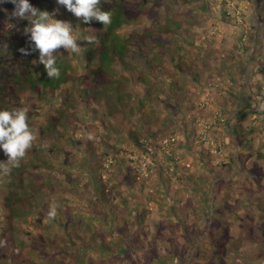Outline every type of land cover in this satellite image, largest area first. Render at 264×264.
<instances>
[{
    "label": "rangeland",
    "instance_id": "1",
    "mask_svg": "<svg viewBox=\"0 0 264 264\" xmlns=\"http://www.w3.org/2000/svg\"><path fill=\"white\" fill-rule=\"evenodd\" d=\"M116 1L100 0L99 6ZM251 1L264 4V0H208L211 18L204 24L194 21L188 31L182 25L185 8L172 9L165 0L166 5L155 11L148 10L152 1L144 3V10H137L139 2L121 13L106 45L110 25L95 21L87 26L72 23L80 49L77 53L57 50L59 78L50 79L43 65L41 69L36 65L33 79L39 94L27 100L29 84L17 92V102L30 113L27 123L35 140L19 167H12L7 175L0 174V264H25L21 259L27 264H43L45 255L39 239L49 248L56 241L68 248V237L62 238L60 222L46 217L52 206L58 219L63 212L76 213L79 225L70 234L77 242L76 235L83 231L105 228L103 237L109 252L101 254L97 247L90 246L85 264H154L155 254L164 264H264V181L259 185L249 176V169L262 172L264 160L257 155L252 161L245 160L250 166H246L245 173L237 161L231 162L241 154L264 153V101L251 104L253 115H238L243 118L240 136L249 137L251 144L239 145L230 128L237 114L235 109L239 108L229 97V90H243L246 96L252 88L255 93L264 91V80L259 75L249 80L252 70L261 64L257 63L256 53L264 50L260 48L264 32L256 33L257 26H253L256 19L253 20L255 7ZM101 9L106 11L104 6ZM107 11H111V17L117 15L113 4ZM200 14L189 10L190 16ZM219 16L222 20L216 18ZM116 25L117 20L112 23ZM89 37L94 39L89 42ZM192 40L190 47L187 43ZM139 44L144 53L140 50L135 54ZM152 46L166 47L155 52ZM104 51L111 56L106 55L105 67L99 71ZM121 53L129 63L131 58L136 63L125 65L121 61L122 67L116 56ZM153 54L158 57L156 61L149 60ZM184 61L186 72L180 76L175 66ZM245 64L248 71L243 77L240 70ZM174 81V91L180 85L185 91L170 101L165 95ZM162 90L165 94L160 93ZM154 93L159 94L156 99L171 102L172 112H177L178 103L179 112H170L174 122L166 118L164 104L150 98ZM227 101L230 105L224 107ZM15 102L12 100V105ZM183 107L188 109L182 111ZM108 109H115L113 118L108 116ZM229 115L233 117L226 129L216 127L220 118L224 121ZM113 127L116 129L112 131ZM218 146L221 152H215ZM6 159L4 154L0 158ZM93 164L104 165L102 179L110 198L104 204L105 210L101 205L97 210L88 205L94 192L87 168ZM166 179L171 184L164 183ZM213 179L227 182L219 191ZM68 182L79 189H71ZM9 193L13 197L11 206L3 202ZM84 195L83 206H77L76 198ZM234 205H238L236 211ZM58 209L62 212L58 213ZM116 209L129 214L114 216ZM102 210L107 213V222H101L98 212ZM185 220L192 230L190 235ZM158 225L161 234L156 231ZM219 226L226 231H217ZM240 237L246 241L244 250L238 247L236 251L234 245L242 243ZM122 246L129 247L130 252L118 254ZM79 248L76 243L70 250L75 253ZM210 255L214 263H204Z\"/></svg>",
    "mask_w": 264,
    "mask_h": 264
},
{
    "label": "trees",
    "instance_id": "2",
    "mask_svg": "<svg viewBox=\"0 0 264 264\" xmlns=\"http://www.w3.org/2000/svg\"><path fill=\"white\" fill-rule=\"evenodd\" d=\"M141 1H142L141 6H140V8H138L141 10L145 9L144 3H146V5H149L150 1H152V8L150 7L151 9H148L149 11H152V10L155 11V9L161 8V7L166 5L165 0H141ZM206 1L208 2V0H206ZM206 1L205 0H168V2H170L172 4V9H174L176 7L185 8L186 11H185L183 19H182V25L184 26L185 31H188L189 27L191 28V24L194 21H200L201 24H204L205 20L211 18V16H210L211 11H210L209 5H207ZM30 2L33 4V6L39 8L41 10H47L49 12H52L54 9L59 8V6L56 5L55 0H30ZM251 2H253V1H251ZM137 3H139V2L132 3V2H128L127 0H118L114 3H112L118 9V15L116 17H114L112 23H114L117 20V24H118L119 19H120L119 15L122 13V10H125V8L128 6L134 7L135 5H138ZM112 4L104 2L103 5H101V7L104 6L105 9L107 10V8H109L110 5L112 6ZM253 4L255 7V13H254L255 16L253 17V20L256 19L255 22L253 23V26H257L256 27L257 28L256 33L257 32L259 33L261 30H263V32H264V26L262 25L264 23V4H262V2L261 3L253 2ZM13 7L14 6L11 3H7V2L0 4V77L4 80L3 83H0V110H11L14 108L15 109H20V108L25 109V106L23 104H19L17 102V92L21 91L26 84H29V89L25 93V97L27 98V100H31V98L35 97L36 94H39V91H40L39 87L34 82L33 76L35 73V67L34 66L37 65L38 68L41 69L42 65L37 62L38 61V53L37 52H32V54L27 55V56L23 55L20 52L21 48H25V49L29 48V42H28L27 36L24 34V27L27 25L28 22L22 21L18 18H13L11 16ZM186 7L190 8L189 10H192V11L202 12V14L190 16L189 10ZM228 9H231V8L229 7ZM61 11L62 12H59L56 15V17H55L56 19L71 21L72 23L75 24V26L77 25L76 23H80L76 18H74L67 11H64L62 8H61ZM232 12L234 13V10H232ZM140 14L138 16H140ZM226 16H228V15H226ZM216 18L219 20H222V18L220 16L216 17ZM233 19H234V22L236 23L237 18H236L235 14L233 15ZM82 33L83 32H80V34H82ZM110 33H111V28L108 29L107 35ZM196 37H198V36H196ZM204 37H205L206 41H209L206 38V36H204ZM207 37L209 38L210 36H207ZM255 40L257 41V35H256ZM209 42H211V41H209ZM187 45L192 47L193 40L189 41L187 43ZM165 47L166 46H158V47L154 46V50H157L159 48L161 51H163L165 49ZM238 48L240 49L241 47H238ZM260 48H264V45L261 46ZM209 52H210V50H209ZM256 54L258 55L257 63L261 62V64L259 66L257 65L256 69L252 70V74H250L249 80L251 79L252 75H256V76L259 75V78L264 80V50L262 51V49H261L260 52H257ZM106 55H108V53L104 55L103 60H105ZM103 60L100 62L102 64V67L104 66ZM59 64L60 63L58 62V66H59ZM244 66L245 67H243V69L241 68V70H240V74L243 77H245L247 75L246 72L248 71L246 64ZM180 71H181L180 76H182L181 73H185L186 68L181 66ZM252 77L255 78L254 76H252ZM195 79L198 80V77L195 76ZM43 81L45 82L46 80H43ZM234 82L232 83L233 86L235 85ZM176 85H177V81L172 82L171 86H170L169 94L165 95L167 97V99H169L170 101H172L173 99H177L181 94L184 95L185 89L181 85L178 87L177 91L173 90V88ZM244 85L246 86V85H248V83L245 82ZM44 86H45V83H44ZM245 86H244V88H245ZM244 88H242V89H244ZM255 92H256L255 89L252 88L250 95L246 96L244 94L243 90L238 91V90H235L234 87L231 88L229 90L228 95L231 99H233V102L236 103L235 106L237 108H239V109H235V112H237V114L234 117L229 115L228 119H225L224 121L223 120L220 121V119H221L220 118L219 122L216 123V127L218 125L219 128H222V130H224V129H226L227 124H229V120H231V118L233 117L232 121H234V122L230 128H232V130L235 132L236 139H238V144L241 146L247 145V143L251 144V139L249 137L241 138L240 133H239V131H240L239 125L242 123L243 118L239 117L238 115L243 116L242 115L243 113L245 114L246 117L253 115L252 114L253 111H251V108L253 106H251V104L252 105H254L256 103L259 104V103H262L264 101V91L258 90L257 93H255ZM160 93L163 94L164 91L162 90V92H160ZM157 95H159V94L154 93V96L150 97V98L153 100H156L158 102L161 101V103L164 104V107L166 108V110L164 112L166 115V118L168 120H171L172 116H173L172 114H176L179 112L180 108L178 107V103L176 106L172 102L177 107V112H172L170 110L171 102L169 103V102L163 101L160 98L156 99ZM12 100H16L15 105H12V103H11ZM20 100H22V99H19V102H20ZM223 105H224V107H227L230 105V102L227 101ZM231 107H232V104H231ZM185 108L188 109V107H183L182 111H184ZM114 110L115 109H112L111 111L109 110L110 111L108 113L109 117H112V118L114 117V113H113ZM170 112L172 114H170ZM262 113L264 114V111H262ZM27 114L29 115L30 113L27 111ZM259 115H261V114H259ZM167 119H165V120L168 121ZM173 119H172V121L174 122ZM103 124H105V123H103ZM109 126H112V125H109ZM115 129L116 128L113 127L112 131ZM109 131H111L110 128H109ZM216 134H217V132H216ZM102 138L103 137H100V139H102ZM135 139H138V137L135 136ZM263 148H264V146H263ZM107 149H111L112 152H116V153L118 152V150L114 151L113 147H110V148L107 147ZM258 149L261 150V148H258ZM2 155H3V153L0 152V158ZM256 155L259 157V159L264 160V153L260 151V152H258V154H253V153L241 154L238 156L237 160L232 159L231 162L233 163V162L237 161L236 163H238V165L242 169V173H245L246 169H247L246 166L248 167L249 159L252 161L251 158L255 159V157H257ZM116 157H118V156L116 155L114 157V159ZM242 159H243V161H242ZM245 160H248V162L246 163ZM121 161H123V159H121ZM100 162H102V161H100ZM261 165L262 164H260V166ZM103 166L100 164H93L87 168V172H90L92 174L90 176V179H89V181H90L89 184L92 186L93 192H94L93 195L90 196L88 205H89V207L92 206L94 208V210H97L96 207H98L100 205H101V207L103 206V208H104V204H106V202H108L110 199L106 194V191L108 188L106 186L105 181H103V179H102ZM119 166H121V165H119ZM249 172L250 173L252 172V174L249 175L250 181H252L256 184H259V185L261 183H263V181H264V169H262V172H256V171L254 172V169H249ZM20 175H18V177H20ZM134 178L137 179V177H134ZM212 181H214V179ZM217 181L218 180L214 181V184L219 186V191H220V187L227 181H223V179L219 180L218 183H217ZM163 182L166 183L167 185L171 184L170 179L163 180ZM228 182L232 183V179H230ZM68 183L70 186H72L71 189H74V190L79 189L78 188L79 186H77L76 184L72 185L73 182L72 183L68 182ZM85 192H84V194H86ZM85 197L86 196L84 195V196H80V198H76V201H75L76 205L79 207L83 206L81 201ZM12 199H13V197L11 196V193H9V196L7 198L3 199V202L6 203L7 206L8 205L11 206ZM71 200H75V199H71ZM229 201L233 202L234 200H229ZM236 207H238V205L237 206L234 205L235 211H236ZM74 209H76V207H74ZM74 209H68V210H74ZM104 210H105V208H104ZM262 210L264 211V207L262 208ZM48 212L46 213L47 218H49ZM61 212H62L61 209H58V213H61ZM98 213H99V216H101V218H100L101 222L102 221L107 222V213H105L103 210H102V213L101 212H98ZM75 214L76 213L68 211V215H66V213H64V212L62 214H60L59 219L57 217L58 216L57 214H56V217H54V218H57L58 222H60L61 226L63 227L64 232H63L62 238L66 239V237H68V241H69L67 244L68 248L64 245H60L58 243V241L54 242L52 244V246L49 248L45 245V243H43V241L41 239L38 240V244L40 245V250L45 255L44 256L45 261L43 264H85L86 262H84V258L87 255L86 250L88 248H90V246L92 248H93V246H95V248L97 247L98 252H100L101 254L103 252H105V253L109 252L108 247H106V244H105L106 241H104V237H103V232H105V230H104L105 228H103V227H99L97 230H92V232L88 231V233H87V231H83L81 235H76L77 239H79L80 242L75 241L71 237L72 236L71 235L72 230L79 225L78 220L75 218ZM126 214H129V213H127V211H124L121 209H119V210L116 209L114 211V216L123 217ZM220 214H222V212H220ZM222 218H223L222 216H220V215L218 216V219H221V221L224 222ZM188 219L193 221V218L190 215H189ZM182 220L183 219H180L179 222L183 223ZM185 222H186V224H188L185 226V229L188 233L187 235H190L192 230L189 227V223H187L186 220H185ZM193 224L191 225L192 227H194ZM159 226L160 225L156 226L157 229L156 228L155 229H156V231H158L161 234V231L159 230L160 229ZM224 230L226 231V228H223L221 226H219L217 229V231H224ZM82 235H86L87 237L84 238V237H82ZM131 240H134V239H131ZM239 240H241L242 243L234 245V246H236L234 248V250H236V248H238V247H239V250H241V248L244 250V244L246 241H243V239L241 237L239 238ZM2 241H3V239L0 236V243H2ZM47 242L50 244V241L48 239H47ZM94 242L95 243L97 242L98 244L97 243L95 244ZM76 243L80 245L81 250L79 248L77 250V252H75V253L73 252L74 253L73 254L70 249L75 247ZM92 243H94L95 245H93ZM32 245L35 246V244H32ZM139 248L140 247L138 246V249ZM101 251H103V252H101ZM129 252H130L129 247L122 246L121 250H119L118 254L124 255L125 253H129ZM118 254H117V256H119ZM246 254L248 255V253H246ZM55 256H58L59 258H56ZM154 256H155V263L154 264H164L163 261L158 260L159 259L158 255L155 254ZM233 258L239 259L237 256H233ZM261 258L264 259V255H261ZM21 260L25 264L28 263V262H25L24 259H21ZM208 260L210 261V263H214V259H213L212 255H210L204 263H208ZM193 262H194V259H193ZM200 263H202V262H200ZM196 264H198L197 261H196Z\"/></svg>",
    "mask_w": 264,
    "mask_h": 264
},
{
    "label": "clouds",
    "instance_id": "3",
    "mask_svg": "<svg viewBox=\"0 0 264 264\" xmlns=\"http://www.w3.org/2000/svg\"><path fill=\"white\" fill-rule=\"evenodd\" d=\"M136 1L142 2L141 0ZM5 2L11 3L14 6L11 13L13 18L28 22L24 27V34L27 36L29 48H21L20 52L25 56L32 54V52H37V62L43 65L47 76L50 79L59 78L60 69L56 65L57 50L62 48L66 52L70 50L73 53H77L80 49V45L77 43V38L73 34L74 28L72 22L55 18L59 13V8L49 12L33 6L30 0H0V4ZM55 3L84 25H88L95 21L101 23L103 26L110 25L108 29L111 28L112 32L113 28L117 27L120 22L119 19L118 24L112 26L114 17L118 15V9L116 7L117 15L111 17V11H104L99 6L100 0H55ZM210 6L211 4L209 2V9L212 11ZM124 11L125 10H122V13H124ZM120 17L121 14L119 15V18ZM107 33L108 30L105 34L106 38L104 45H106L107 36L109 35H107ZM87 39L91 42L94 38L89 37ZM117 45L120 44L118 43ZM138 47L139 48H136L135 54L140 50L144 53V47L140 44ZM116 49H121L120 51H123V47H118ZM151 50L156 52L154 46H152ZM105 51L103 52L101 61L103 60L104 55L108 53H105ZM108 55L111 56L109 53ZM122 55L123 53L116 55L118 56L117 62L122 67L124 66L121 61L125 65L136 63V60L132 58L129 63ZM140 58L144 59V57ZM157 59L158 57H155V54L150 55L149 57L150 61H156ZM99 66V69H97L99 71H102L105 67H102L101 63H99ZM181 66L187 68V61H184L182 64H176L175 67L180 71ZM116 82L120 84L121 80H117ZM120 85H125V82L123 83L122 81ZM27 121L28 114L26 109L14 108L11 110H0V152L7 157L6 160H0V174L7 175L10 173L12 167H19L20 160L25 156L26 150L32 147L35 136L30 130ZM56 214V208L55 206H52L48 212L49 218H54Z\"/></svg>",
    "mask_w": 264,
    "mask_h": 264
},
{
    "label": "built area",
    "instance_id": "4",
    "mask_svg": "<svg viewBox=\"0 0 264 264\" xmlns=\"http://www.w3.org/2000/svg\"><path fill=\"white\" fill-rule=\"evenodd\" d=\"M204 140H207V137H204ZM213 146H214V143H213ZM221 152V147L218 146V147H215V152Z\"/></svg>",
    "mask_w": 264,
    "mask_h": 264
},
{
    "label": "crops",
    "instance_id": "5",
    "mask_svg": "<svg viewBox=\"0 0 264 264\" xmlns=\"http://www.w3.org/2000/svg\"><path fill=\"white\" fill-rule=\"evenodd\" d=\"M211 11V10H210Z\"/></svg>",
    "mask_w": 264,
    "mask_h": 264
}]
</instances>
